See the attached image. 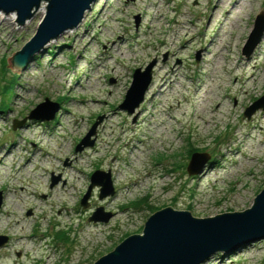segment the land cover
I'll list each match as a JSON object with an SVG mask.
<instances>
[{
  "label": "rangeland",
  "instance_id": "1",
  "mask_svg": "<svg viewBox=\"0 0 264 264\" xmlns=\"http://www.w3.org/2000/svg\"><path fill=\"white\" fill-rule=\"evenodd\" d=\"M47 5L23 25L0 11V264H93L164 207L199 218L252 207L264 188V110L244 112L264 94V36L249 57L242 49L264 0H95L16 70ZM153 60L129 114L119 104L133 72ZM46 98L59 104L53 119L13 128ZM100 116L93 145L76 151ZM191 145L211 160L195 175ZM95 170L110 172L115 193L100 199L94 186L84 207ZM100 206L113 216L90 221ZM202 264H264V239Z\"/></svg>",
  "mask_w": 264,
  "mask_h": 264
},
{
  "label": "water",
  "instance_id": "2",
  "mask_svg": "<svg viewBox=\"0 0 264 264\" xmlns=\"http://www.w3.org/2000/svg\"><path fill=\"white\" fill-rule=\"evenodd\" d=\"M43 1L48 3L47 11L39 23L35 34L18 50L13 57L16 70H22L36 54L43 53L46 45L64 32L77 27L85 12L95 0H0V11L17 12V21L23 25L32 18ZM264 36V10L254 21L242 53L249 57ZM156 60L144 69L138 67L119 108L133 114L144 101L152 81V71ZM59 104L48 98L36 105L22 120L15 119L13 128L22 127L28 120H51ZM264 110V94L255 100L244 112L250 117L256 110ZM102 116L91 125L87 134L76 145V151L92 146L90 137L95 134ZM207 152H193L187 165L189 175L202 171L209 161ZM57 179L52 180L51 186ZM94 186L100 187L99 198L115 193L110 172L95 170L90 176V184L81 198V205L87 207ZM0 191V205H1ZM112 212L98 207L89 217L90 221L108 222ZM0 235V246L7 242ZM264 239V188L256 195L252 207L235 212H224L210 217H194L187 210L164 207L152 213L146 220L142 233L131 234L118 243L114 249L100 256L93 264H202L217 252L230 254L240 246Z\"/></svg>",
  "mask_w": 264,
  "mask_h": 264
},
{
  "label": "bare ground",
  "instance_id": "3",
  "mask_svg": "<svg viewBox=\"0 0 264 264\" xmlns=\"http://www.w3.org/2000/svg\"><path fill=\"white\" fill-rule=\"evenodd\" d=\"M43 8H44V5L42 6V9H43ZM10 15H11V17H9V20H8L7 22H9V21L11 22L12 20H14V19H15V16H16V13L12 12ZM178 24H179V28H183V29L185 28V27H182V26H181L182 23H181L180 21H178ZM251 77L253 78L254 75L252 74ZM254 79H255V78H254ZM214 82H215V81L212 80V83L209 85V88H210L211 91L215 88V83H214ZM219 104H220V103H219ZM211 118H214V114H210L208 117H206L207 122H208ZM158 129H159V130H158V133L161 134V133H162V129H161L160 127H159ZM141 145H144V144H141ZM137 148H138V147H137ZM138 150H140V148H138ZM51 160H52V159H47V160H46V159H45V160L43 159V160H39V161L44 162V164H45V163H47V162H51ZM37 165H39V164H38V163H37V164H34V165L32 164L31 167H34V166L37 167ZM40 165H43V163L40 164ZM22 167H23V168H22ZM22 167H17V168H16V172H15L16 174H18V176H19L20 178H22V177L26 174V173L23 172L24 169H26V167H24V166H22ZM35 167H34V169H36ZM26 172H27V171H26ZM32 174H33L34 176H36V177L41 176L40 173H39L38 171L35 172V170L32 171ZM25 176H26V175H25Z\"/></svg>",
  "mask_w": 264,
  "mask_h": 264
},
{
  "label": "trees",
  "instance_id": "4",
  "mask_svg": "<svg viewBox=\"0 0 264 264\" xmlns=\"http://www.w3.org/2000/svg\"><path fill=\"white\" fill-rule=\"evenodd\" d=\"M195 150H199V149H195V148H193L192 145H191V149H189V152H190V153H193ZM210 161H211V160H209V162H210ZM135 203H136V202H134V204H135Z\"/></svg>",
  "mask_w": 264,
  "mask_h": 264
}]
</instances>
